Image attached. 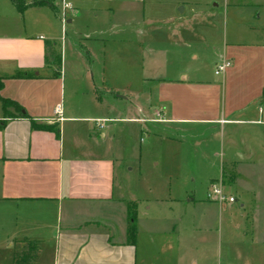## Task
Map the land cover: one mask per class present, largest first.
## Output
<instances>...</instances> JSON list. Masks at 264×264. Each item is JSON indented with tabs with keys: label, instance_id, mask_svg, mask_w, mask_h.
<instances>
[{
	"label": "crops",
	"instance_id": "0c3cea01",
	"mask_svg": "<svg viewBox=\"0 0 264 264\" xmlns=\"http://www.w3.org/2000/svg\"><path fill=\"white\" fill-rule=\"evenodd\" d=\"M51 1L18 12L0 0V96L26 116L9 108L16 117L0 127V264L30 245L37 253L27 264H138L140 223L157 220L140 209V173L131 176L110 123L215 139L220 153H201L218 176L206 179L207 191L221 184L235 201L205 194L200 225L208 234L215 224L225 264H264V3L152 0L147 10V0H64L62 24V0ZM243 5L254 12H236ZM100 15L106 22L93 25ZM223 61L230 66L214 75ZM69 66L83 93L57 116ZM117 100L136 101L135 111Z\"/></svg>",
	"mask_w": 264,
	"mask_h": 264
},
{
	"label": "rangeland",
	"instance_id": "374dc122",
	"mask_svg": "<svg viewBox=\"0 0 264 264\" xmlns=\"http://www.w3.org/2000/svg\"><path fill=\"white\" fill-rule=\"evenodd\" d=\"M235 1L248 3L249 0ZM260 1L264 3V0ZM148 3H152V0H147V10ZM236 12L250 14L254 10L243 5ZM256 12L261 13L260 10ZM106 20V16L100 15L92 22L93 25H100ZM60 36L64 34L59 31L58 37ZM203 68L204 72H207L206 65ZM213 68L210 67L211 73ZM65 73L60 108L73 107L83 93L82 86L73 81V70L70 66ZM127 74L128 81H136L138 76L136 69H129ZM135 102L117 100L116 104L121 109L127 107V110L135 111ZM140 103L144 105V102ZM110 124L115 139L121 137L122 143L124 142L122 144L125 149L124 164L132 169L131 176L140 173L139 196L143 201L140 209L148 211V216L157 220L152 227V223H148L146 219L140 223L138 264H225L223 259H218L215 252L218 235L215 224L209 223L211 229L208 234L200 225L202 201L207 191L206 179L212 176L218 179L214 173L206 171L201 153L206 151L220 153V145L216 140L208 136V133L182 134L178 137L175 134L160 132L153 135L149 131H142L141 125L128 124L127 127H123L120 123ZM89 125L94 126V123ZM230 147L227 145L229 151L233 146ZM147 230L154 232L148 233ZM13 249L12 247L7 250ZM26 252L31 253V247L27 248ZM256 263L263 264V261L254 262Z\"/></svg>",
	"mask_w": 264,
	"mask_h": 264
},
{
	"label": "trees",
	"instance_id": "16d2710c",
	"mask_svg": "<svg viewBox=\"0 0 264 264\" xmlns=\"http://www.w3.org/2000/svg\"><path fill=\"white\" fill-rule=\"evenodd\" d=\"M11 1H12L13 6L18 12H21L28 6H34V7L47 6V7L53 8V3L51 0H35L30 5L26 4L23 0H11ZM10 78H27V76H25L24 74L23 75L16 74L15 76H12ZM4 79L6 78L3 76H0V90L2 88ZM262 96L264 97V89L262 92ZM0 104L3 109V116H2V120H0V127L3 126L8 119H12L16 117L14 114L8 111L9 108L13 109L16 113H18L17 116L26 117L25 115H22L19 113L21 110V107L15 102L8 100V99H4L0 96ZM30 124H31L32 129L45 130V131L52 130L57 134V129H55L54 127H48L43 124L36 123L33 120L30 121ZM135 235H136L135 211H134V207L132 206V207H129V210H128L127 239L129 243L134 242ZM30 247H31V253L24 252L14 257L13 264H27L29 261H31L37 253V247L34 245H30Z\"/></svg>",
	"mask_w": 264,
	"mask_h": 264
},
{
	"label": "built area",
	"instance_id": "2783aa9c",
	"mask_svg": "<svg viewBox=\"0 0 264 264\" xmlns=\"http://www.w3.org/2000/svg\"><path fill=\"white\" fill-rule=\"evenodd\" d=\"M69 9H71V5L67 2H65L64 0H62L61 10H60V14H59L62 24L65 23V19H66L65 12H66V10H69ZM229 66H230V63L228 61H223V62L217 64L215 67V70H214V75H218L219 73L223 72ZM60 113H61L60 107L57 106L55 108V114L57 116H60ZM206 198H207V200H210L212 202H216L220 205L231 204L235 201L234 197L228 196L227 194H225L221 184H217V183L211 184L209 186V189L206 193Z\"/></svg>",
	"mask_w": 264,
	"mask_h": 264
}]
</instances>
